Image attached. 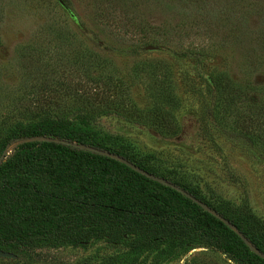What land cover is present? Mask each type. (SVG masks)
Returning <instances> with one entry per match:
<instances>
[{
  "label": "rangeland",
  "instance_id": "1",
  "mask_svg": "<svg viewBox=\"0 0 264 264\" xmlns=\"http://www.w3.org/2000/svg\"><path fill=\"white\" fill-rule=\"evenodd\" d=\"M61 1L0 0V161L15 144L41 140L129 156L202 209H245L264 225V152L224 129L235 112L254 124L248 100L213 119L203 80L264 78V0ZM32 129L39 134L5 142ZM21 162L0 173V249L16 257L7 264H239L195 236L150 242L111 216L61 224L76 207L63 198L78 199L58 183L67 173ZM26 204L32 213L13 212ZM44 208L50 231H33L46 223ZM18 235L37 261H23Z\"/></svg>",
  "mask_w": 264,
  "mask_h": 264
},
{
  "label": "trees",
  "instance_id": "2",
  "mask_svg": "<svg viewBox=\"0 0 264 264\" xmlns=\"http://www.w3.org/2000/svg\"><path fill=\"white\" fill-rule=\"evenodd\" d=\"M223 77L222 73L216 72L209 73L205 79L203 78L211 95V103L214 104L210 116L216 119L234 105L236 100L238 102L239 99H247V117L254 124L244 126L242 115L235 112L236 118L232 117L224 129L234 131L238 136L253 141L264 152V78L249 86L245 82V84L230 82L226 75L225 79ZM234 84L241 87V94L233 90ZM255 125L256 127L259 125L260 134L252 137L251 133ZM36 134H39L36 129L26 132L16 131L5 142ZM57 136L65 135L59 133ZM70 137L67 136L68 139H71ZM12 149V153L0 161V173H5L20 161H22L19 164L20 168L38 163L47 164L53 169H63L67 173V176L58 183H64L73 194H78V199L75 195L63 198L69 207L72 205L76 207L70 212L63 213L64 217L59 220L61 224L67 222V225L73 226L82 223L92 224L111 216L127 231L132 232L140 228L150 242H157L160 239L170 240L175 238V236L171 237L174 234L180 235L177 236L179 238L195 236L239 264H264V259L256 253L264 254V225L245 209L232 207L227 208L228 210H219L205 203L208 209L218 215L216 217L172 187L148 178L109 155L88 149L43 140L20 142L12 146ZM16 152H22V156L12 160ZM126 158L136 167L152 172L150 168L134 161L131 157L126 156ZM188 194L197 198L192 192ZM31 207L33 206L26 204L25 208L20 206L13 212L32 213ZM50 211L54 209L50 208ZM50 214L51 212H47L44 208L39 213V217L45 219L46 223L35 227L33 231L49 232L54 221V218L47 219ZM20 238L21 235L15 238L16 247L28 253L23 261L26 263L37 261L39 252L34 250L35 245ZM11 259L15 260L16 257H0V262L7 264Z\"/></svg>",
  "mask_w": 264,
  "mask_h": 264
},
{
  "label": "water",
  "instance_id": "3",
  "mask_svg": "<svg viewBox=\"0 0 264 264\" xmlns=\"http://www.w3.org/2000/svg\"><path fill=\"white\" fill-rule=\"evenodd\" d=\"M56 1H57L61 6H63V3H62L61 0H56ZM145 48H155V47H154V46H146ZM79 148H84V149H86V147H79ZM91 151H92V150H91ZM94 152H96V151H94ZM98 153H100V152H98ZM111 157H113V156H111ZM113 158L119 160L120 162L125 163L127 166H129V167L132 168L133 170H135V171H137V172H139V173H141V174L147 176L148 178H151V179H153V180H155V181H157V182H160V183H163V184H165V185H168V186L172 187L173 189L179 191L181 194L185 195V196L188 197L189 199L193 200L195 203H199L196 199H194L191 195H189L187 192H185L184 190H182L180 187L175 186V185L170 184V183H167V182L163 181L162 179H160V178H158V177H156V176H154V175H151L150 173L145 174V173L143 172L142 169H140L139 167H136L135 165H133L132 163H130V162L126 161V160H123V159H121V158H117V157H113ZM204 208H207V207L204 206ZM206 210L209 211L211 214L215 215L216 217H218V215H217L216 213H214L212 210H210V209H208V208H207ZM221 220H222L224 223H226L225 220H223V219H221ZM226 224H227V226H229L231 229H233V227H231L228 223H226ZM241 238H242V237H241ZM251 249H253V248L251 247ZM253 250H254V249H253ZM256 253H257L260 257H262V258L264 259V254L259 253V252H256ZM13 256H14L13 253H11V252H9V251H7V250H2V249H0V257H9V258H10V257H13Z\"/></svg>",
  "mask_w": 264,
  "mask_h": 264
}]
</instances>
